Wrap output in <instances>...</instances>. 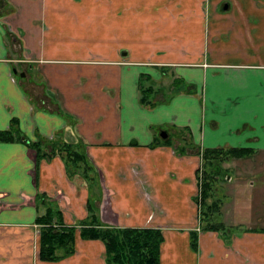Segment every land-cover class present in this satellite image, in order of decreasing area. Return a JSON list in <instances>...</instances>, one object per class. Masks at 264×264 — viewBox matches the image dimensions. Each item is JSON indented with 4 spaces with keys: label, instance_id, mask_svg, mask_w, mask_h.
<instances>
[{
    "label": "crops",
    "instance_id": "1",
    "mask_svg": "<svg viewBox=\"0 0 264 264\" xmlns=\"http://www.w3.org/2000/svg\"><path fill=\"white\" fill-rule=\"evenodd\" d=\"M260 47L264 0H0V264H109L78 228L70 253L38 255L35 215L53 202L74 223L86 201L103 223L160 227L159 264H264V229L222 237L195 199L203 145L253 147L226 157L234 172L221 164L229 183L244 158L264 174ZM74 139L97 165L95 194L30 144ZM229 183L215 214L235 225Z\"/></svg>",
    "mask_w": 264,
    "mask_h": 264
},
{
    "label": "trees",
    "instance_id": "2",
    "mask_svg": "<svg viewBox=\"0 0 264 264\" xmlns=\"http://www.w3.org/2000/svg\"><path fill=\"white\" fill-rule=\"evenodd\" d=\"M150 90L152 86L141 88L139 95L141 102L153 103L148 96ZM0 137L10 138L11 135L1 132ZM55 142L49 150L43 149L39 140L30 142L36 151V160L42 155H50L57 151L65 162L68 174L79 170L82 175H86L91 164L86 160L83 144L75 141ZM199 150L201 153V164L197 168L200 176L199 195L195 198L200 205L199 225L202 228H224L226 224L215 218V213L220 209V198L213 195L214 181L219 175L221 162L227 156L246 155L253 151V147L203 145ZM78 165L82 167L79 168ZM86 207L88 215L74 223L65 222L61 209L53 202H50L43 212L35 215V222L39 227L38 255L41 259H57L70 253L74 249L75 231L78 228L82 237L100 238L103 241L105 260L109 264H159L160 242L163 238L160 227L103 223L90 201H86ZM190 236L192 246L196 247L194 228L191 229Z\"/></svg>",
    "mask_w": 264,
    "mask_h": 264
},
{
    "label": "rangeland",
    "instance_id": "3",
    "mask_svg": "<svg viewBox=\"0 0 264 264\" xmlns=\"http://www.w3.org/2000/svg\"><path fill=\"white\" fill-rule=\"evenodd\" d=\"M246 49H247V47H241L242 52H246ZM258 50L259 51H257V52L263 53L264 47H260ZM228 55L231 56L233 54H231V52H230ZM75 140L76 139H74V141ZM86 145L91 146V144H86ZM85 156H86V160L91 165L88 166L89 168L87 169V174L83 175V178H85L84 184H86V186L89 187L88 190H89V193L91 195V194L96 193V188L98 187L97 170H96L97 165L92 158L90 159L87 155H85ZM227 161H228V163H227ZM232 161H233L232 158L228 159V160L225 159L221 162V164L225 168H228V169L233 171V170H235L234 169L235 164ZM261 162H262V160H260L259 163H261ZM257 163H258V159H256V158H254V159H249V158L241 159V165L238 164L240 171L239 172L236 171V173H234V177H232L233 179L230 183L227 180L225 181V179H227L226 178L227 174H226L225 170H223L221 172L222 168L220 167V169H219L218 174H222L223 179L220 177V175H219V177L218 176L216 177L215 182L218 181L219 183L214 182V184H213L212 190H213L214 196L220 197L221 201H222V199L225 198L224 193L221 192V194H220L218 191L219 185H222L223 189H224L223 186L226 185L227 183H229L228 188L231 185H232L231 188L232 189L234 188V190H235L236 185H238V187L240 188V190H237V189L235 190V192L237 193L236 195L233 194V197L237 196V198L234 197V200L236 201V203L233 204V206L235 208V209H233V213H234L235 219L238 220L239 223H237L235 225L227 224V225H225L224 228H219L220 229L219 233H222V235H221L222 237L226 236L227 230L240 229V228H238L239 226H244V228L252 227L256 230L263 231L262 225L264 223V211H263L264 210V202H263L264 201V193L262 192V190L264 188L261 187V185H263V184L262 183L259 184V182H262L261 179L264 178V174H262L260 172L259 169H261L262 167L259 168ZM78 167L81 168L82 165H78ZM250 170H252L254 172L252 174H250L252 172ZM199 179H200V176H199ZM255 187H257V188H255ZM226 192L228 193V191H225V193ZM245 205H247L248 207H246ZM219 211H221V208L217 212H219ZM228 214H231V212L224 213L223 214L224 216H222V217L226 218V216ZM220 217L215 214L216 219H221ZM245 223L251 224L252 226H248ZM249 263H252V262H249Z\"/></svg>",
    "mask_w": 264,
    "mask_h": 264
},
{
    "label": "water",
    "instance_id": "4",
    "mask_svg": "<svg viewBox=\"0 0 264 264\" xmlns=\"http://www.w3.org/2000/svg\"><path fill=\"white\" fill-rule=\"evenodd\" d=\"M161 134L165 135L166 134L165 130H162Z\"/></svg>",
    "mask_w": 264,
    "mask_h": 264
}]
</instances>
